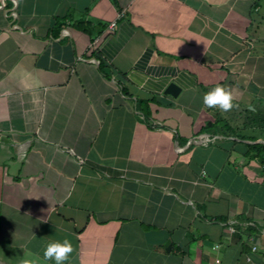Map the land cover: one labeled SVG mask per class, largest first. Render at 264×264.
<instances>
[{
    "label": "crops",
    "instance_id": "0c3cea01",
    "mask_svg": "<svg viewBox=\"0 0 264 264\" xmlns=\"http://www.w3.org/2000/svg\"><path fill=\"white\" fill-rule=\"evenodd\" d=\"M237 220L264 225V0H0V264L64 239L66 264H264Z\"/></svg>",
    "mask_w": 264,
    "mask_h": 264
},
{
    "label": "clouds",
    "instance_id": "9594fccd",
    "mask_svg": "<svg viewBox=\"0 0 264 264\" xmlns=\"http://www.w3.org/2000/svg\"><path fill=\"white\" fill-rule=\"evenodd\" d=\"M203 107L206 109H218L227 113L236 105L231 91L222 85H217L203 95ZM74 248L68 239L49 242L43 251L45 261H53L54 264H66L69 261ZM27 264V262H26Z\"/></svg>",
    "mask_w": 264,
    "mask_h": 264
},
{
    "label": "built area",
    "instance_id": "2783aa9c",
    "mask_svg": "<svg viewBox=\"0 0 264 264\" xmlns=\"http://www.w3.org/2000/svg\"><path fill=\"white\" fill-rule=\"evenodd\" d=\"M114 26H115V21H111L109 24H108V29L111 31V30H113L114 29ZM93 47V46H92ZM202 140V139H201ZM200 139H196V141H201ZM235 224H238L239 225V227H238V229H246V228H250V227H252V228H255L259 233H261V234H264V225H262L261 227H258V226H256L255 225V223L254 222H252V221H247V222H244V221H231V222H229V224H225L224 223V225L225 226H228L227 227V229L229 230V231H233L236 227L234 226ZM255 236H256V233L254 232V233H251V234H249V236H248V240L249 241H252L254 238H255ZM248 260H249V258H247Z\"/></svg>",
    "mask_w": 264,
    "mask_h": 264
},
{
    "label": "trees",
    "instance_id": "16d2710c",
    "mask_svg": "<svg viewBox=\"0 0 264 264\" xmlns=\"http://www.w3.org/2000/svg\"><path fill=\"white\" fill-rule=\"evenodd\" d=\"M81 24V27L82 28H84V29H86L85 27H86V25L84 24V23H80ZM100 66L101 67H106L105 66V64H104V62L102 61V60H100ZM149 102V100H140L139 102H138V106H139V108H140V110L146 115L147 113H148V110H147V103ZM212 125H215V124H212V123H208L207 125H206V128H209L210 126H212ZM252 150H255L256 152H259V151H261V149H263V147L261 146H256V145H253L252 146Z\"/></svg>",
    "mask_w": 264,
    "mask_h": 264
},
{
    "label": "water",
    "instance_id": "95a60500",
    "mask_svg": "<svg viewBox=\"0 0 264 264\" xmlns=\"http://www.w3.org/2000/svg\"><path fill=\"white\" fill-rule=\"evenodd\" d=\"M179 89L180 88L175 83L172 82V83H169L165 92L172 96H176L179 92ZM165 245L169 246V241Z\"/></svg>",
    "mask_w": 264,
    "mask_h": 264
}]
</instances>
